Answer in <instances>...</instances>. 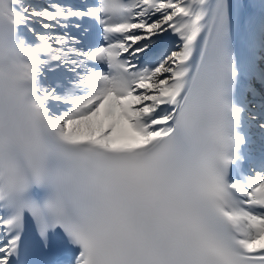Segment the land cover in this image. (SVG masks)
<instances>
[{
    "label": "snow or ice",
    "instance_id": "snow-or-ice-1",
    "mask_svg": "<svg viewBox=\"0 0 264 264\" xmlns=\"http://www.w3.org/2000/svg\"><path fill=\"white\" fill-rule=\"evenodd\" d=\"M5 43L0 264H264V0H0Z\"/></svg>",
    "mask_w": 264,
    "mask_h": 264
},
{
    "label": "clouds",
    "instance_id": "clouds-1",
    "mask_svg": "<svg viewBox=\"0 0 264 264\" xmlns=\"http://www.w3.org/2000/svg\"><path fill=\"white\" fill-rule=\"evenodd\" d=\"M5 30H7V22H5ZM20 61L18 57L12 55L9 51L7 43L0 49V90L5 96L8 95L9 90L13 87L22 88L27 81L21 76Z\"/></svg>",
    "mask_w": 264,
    "mask_h": 264
}]
</instances>
